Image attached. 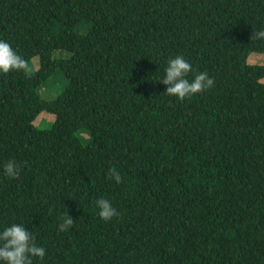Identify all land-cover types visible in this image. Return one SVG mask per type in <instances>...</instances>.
Wrapping results in <instances>:
<instances>
[{
  "label": "trees",
  "instance_id": "trees-1",
  "mask_svg": "<svg viewBox=\"0 0 264 264\" xmlns=\"http://www.w3.org/2000/svg\"><path fill=\"white\" fill-rule=\"evenodd\" d=\"M261 29L264 0H0V40L31 69L0 71V230L32 231L46 249L33 264H264V63L248 62ZM177 55L214 86L168 95Z\"/></svg>",
  "mask_w": 264,
  "mask_h": 264
},
{
  "label": "clouds",
  "instance_id": "clouds-1",
  "mask_svg": "<svg viewBox=\"0 0 264 264\" xmlns=\"http://www.w3.org/2000/svg\"><path fill=\"white\" fill-rule=\"evenodd\" d=\"M252 38L264 39V29L254 32ZM14 69L31 70L28 62L7 41L0 40V71L7 73ZM190 72H192V65L183 56L177 55L167 61L164 74L158 81L166 85L168 95L181 100L214 86V79L207 72L193 73V78L189 80L187 76ZM110 173L116 183L123 182L118 169L113 167ZM3 174L8 178H16L20 174V165L15 160H9L3 165ZM95 206L102 220H110L118 214L107 198H99L95 201ZM73 222L74 220L67 212L59 225L60 230H68ZM45 256L46 249L36 243L32 231L25 225L13 223L0 230V264H33V257L43 260Z\"/></svg>",
  "mask_w": 264,
  "mask_h": 264
},
{
  "label": "rangeland",
  "instance_id": "rangeland-1",
  "mask_svg": "<svg viewBox=\"0 0 264 264\" xmlns=\"http://www.w3.org/2000/svg\"><path fill=\"white\" fill-rule=\"evenodd\" d=\"M68 54H60V52H55L54 57H67ZM248 62L250 64H258L261 65L264 63V54L253 53L249 56ZM35 68H39V58H35L33 60ZM264 83V79H262ZM66 85L65 75L62 71L57 72L56 76L48 82L46 88L42 90V94L46 99H55L57 96L64 90ZM55 116L49 114L48 112L41 113L38 118L35 120V125L39 127L41 130H49L52 127V124L55 122ZM87 133H82L83 143L87 144L86 138Z\"/></svg>",
  "mask_w": 264,
  "mask_h": 264
}]
</instances>
